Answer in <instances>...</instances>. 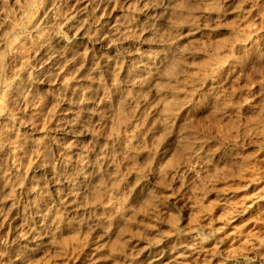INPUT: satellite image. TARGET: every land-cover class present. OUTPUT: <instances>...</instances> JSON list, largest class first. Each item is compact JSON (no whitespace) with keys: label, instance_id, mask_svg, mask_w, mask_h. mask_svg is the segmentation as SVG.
<instances>
[{"label":"rangeland","instance_id":"1","mask_svg":"<svg viewBox=\"0 0 264 264\" xmlns=\"http://www.w3.org/2000/svg\"><path fill=\"white\" fill-rule=\"evenodd\" d=\"M55 1L0 0V264H264V0H130L41 78Z\"/></svg>","mask_w":264,"mask_h":264},{"label":"bare ground","instance_id":"2","mask_svg":"<svg viewBox=\"0 0 264 264\" xmlns=\"http://www.w3.org/2000/svg\"><path fill=\"white\" fill-rule=\"evenodd\" d=\"M129 1L130 0H56L55 3H53L51 6H49L46 9V11L44 10L45 11L44 12V15H45L44 20H46L45 25L47 22H50V21H52L51 23L54 22L53 27H51V28H54V31H53L54 33H52V36L50 37V39L46 40L45 42L43 41V43H41V45H38L39 47L36 48L37 50L35 52L33 51L34 54L32 56V60H31V61H33L32 62L33 71L35 73H37L40 77L41 76L45 77V75L48 72L55 70L58 63L62 59L66 58L65 56L67 55V53L72 51V49H74L73 48L74 46H77L80 44V42L84 41V39L86 37L85 35H86L87 26H91L92 24L95 23L96 20L99 21L98 22V26H99L98 31L100 32V36L102 35V39L110 40L112 37L116 36L117 35V28H116L117 26L114 23V20L112 22L113 18L110 15L113 11H115L116 9H118L122 5L124 6V4L128 3ZM165 1L166 0H164V2ZM10 2H12V1H10ZM60 7L62 8L61 9L62 13L58 14L59 13L58 11H60L59 10ZM27 64H28V62H27ZM62 65H63V63H62ZM55 74H56V72H55ZM52 75H54V74H52ZM16 85H17V83H16ZM67 127H68V124L66 121L61 122L60 130L62 131L61 134L63 136L68 134L67 133L68 132ZM82 179L84 180V177H82ZM76 190H81V187H79ZM71 195H72V192L67 191L64 194L63 193L61 195L59 194L57 196V198H58V200H60L62 198V196L69 198ZM180 209L185 210L186 206L183 205L180 207ZM184 236L188 237V235H186V234H184ZM184 241H185V239H184ZM200 245L201 244L199 243V240H197V238H192L189 236L188 240H186L185 243H181V244H178V245L172 247L169 252H162L161 251L162 249L160 250V248L162 246V240H159V241H156V242L149 244L148 246H146L144 248L136 250V252L133 254V261H134V263H139V264H182L181 260H182V258L186 257L187 252L190 253L189 255H187V257H190L193 259L198 258L199 254L201 252V249H202L200 247ZM14 254H15L14 255V257H15L14 261L22 260L23 255L21 253L15 252ZM227 262H225V263H227ZM90 264H97V263L95 262V260H92Z\"/></svg>","mask_w":264,"mask_h":264}]
</instances>
